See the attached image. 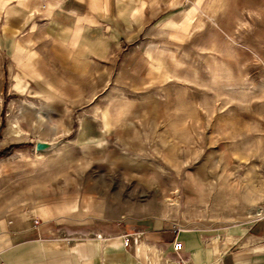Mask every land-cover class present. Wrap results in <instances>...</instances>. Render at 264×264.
Returning a JSON list of instances; mask_svg holds the SVG:
<instances>
[{
	"label": "rangeland",
	"instance_id": "obj_1",
	"mask_svg": "<svg viewBox=\"0 0 264 264\" xmlns=\"http://www.w3.org/2000/svg\"><path fill=\"white\" fill-rule=\"evenodd\" d=\"M151 1L126 7L120 45L81 75L58 51L50 68L31 45L8 53L0 11V151L16 145L0 155V217L209 234L260 222L264 0Z\"/></svg>",
	"mask_w": 264,
	"mask_h": 264
},
{
	"label": "crops",
	"instance_id": "obj_2",
	"mask_svg": "<svg viewBox=\"0 0 264 264\" xmlns=\"http://www.w3.org/2000/svg\"><path fill=\"white\" fill-rule=\"evenodd\" d=\"M175 1L182 5L184 0ZM142 5L146 8L154 3L0 0L5 50L9 53L12 47L14 54H19L31 45L28 60L39 54L46 56L49 68L53 63L49 54L58 51L64 65L61 69L81 75L89 71L94 60L114 52L124 35L113 24L126 21L128 7H139L141 12ZM31 70L40 75L37 68ZM15 76L16 88L27 86L24 75ZM40 217L32 211L0 217V264H264V220L209 234L201 228L158 221L130 227L106 224L94 229ZM125 235L131 237L130 245H125ZM175 241L181 242L179 249Z\"/></svg>",
	"mask_w": 264,
	"mask_h": 264
},
{
	"label": "built area",
	"instance_id": "obj_3",
	"mask_svg": "<svg viewBox=\"0 0 264 264\" xmlns=\"http://www.w3.org/2000/svg\"><path fill=\"white\" fill-rule=\"evenodd\" d=\"M256 219L258 221L264 220V207H261V208H259L257 210ZM124 243H125V245H130L131 244L130 238L127 235L124 237ZM180 247H181V242L180 241H175V248L179 249Z\"/></svg>",
	"mask_w": 264,
	"mask_h": 264
},
{
	"label": "trees",
	"instance_id": "obj_4",
	"mask_svg": "<svg viewBox=\"0 0 264 264\" xmlns=\"http://www.w3.org/2000/svg\"><path fill=\"white\" fill-rule=\"evenodd\" d=\"M14 147H16L15 144H12V145L6 147V148L3 149L2 151H0V155H4V154H7V153H9V152H12L13 149H14Z\"/></svg>",
	"mask_w": 264,
	"mask_h": 264
}]
</instances>
